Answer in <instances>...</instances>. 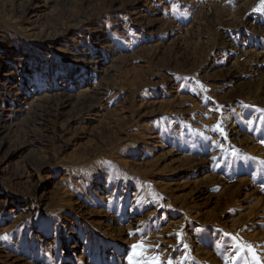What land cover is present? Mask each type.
<instances>
[{"label":"rangeland","instance_id":"rangeland-1","mask_svg":"<svg viewBox=\"0 0 264 264\" xmlns=\"http://www.w3.org/2000/svg\"><path fill=\"white\" fill-rule=\"evenodd\" d=\"M0 264H264L261 0H0Z\"/></svg>","mask_w":264,"mask_h":264},{"label":"snow or ice","instance_id":"snow-or-ice-1","mask_svg":"<svg viewBox=\"0 0 264 264\" xmlns=\"http://www.w3.org/2000/svg\"><path fill=\"white\" fill-rule=\"evenodd\" d=\"M261 6L264 7V0H261ZM137 246H133L134 250L136 249Z\"/></svg>","mask_w":264,"mask_h":264}]
</instances>
